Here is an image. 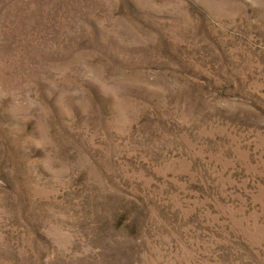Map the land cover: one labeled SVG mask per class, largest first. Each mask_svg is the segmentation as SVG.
Returning <instances> with one entry per match:
<instances>
[{"label": "rangeland", "instance_id": "obj_1", "mask_svg": "<svg viewBox=\"0 0 264 264\" xmlns=\"http://www.w3.org/2000/svg\"><path fill=\"white\" fill-rule=\"evenodd\" d=\"M0 264H264V0H0Z\"/></svg>", "mask_w": 264, "mask_h": 264}]
</instances>
